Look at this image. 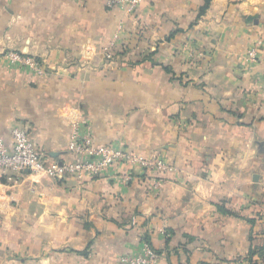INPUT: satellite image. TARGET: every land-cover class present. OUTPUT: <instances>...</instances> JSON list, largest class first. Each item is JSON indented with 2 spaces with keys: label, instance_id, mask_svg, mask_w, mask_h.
I'll return each instance as SVG.
<instances>
[{
  "label": "crops",
  "instance_id": "crops-1",
  "mask_svg": "<svg viewBox=\"0 0 264 264\" xmlns=\"http://www.w3.org/2000/svg\"><path fill=\"white\" fill-rule=\"evenodd\" d=\"M204 4L0 0L9 147L18 126L47 163L72 161L79 123L170 166L126 182L118 169L86 181L0 170V264H121L143 242L158 264H264V0H211L198 16Z\"/></svg>",
  "mask_w": 264,
  "mask_h": 264
},
{
  "label": "built area",
  "instance_id": "built-area-1",
  "mask_svg": "<svg viewBox=\"0 0 264 264\" xmlns=\"http://www.w3.org/2000/svg\"><path fill=\"white\" fill-rule=\"evenodd\" d=\"M143 0H106L109 7H120L128 14H134ZM118 36L116 35L115 38ZM116 40L104 49L108 59L113 58V49L117 48ZM12 64L26 67L34 76H45L46 70L42 62L33 56L9 51L6 54ZM248 60L257 62L256 46L248 51ZM79 123L74 124L69 142V151L74 158L62 163H47L36 145L29 138L26 129L14 127L12 130L13 143L11 147L0 137V170L4 172H29L44 174L54 178L71 176L78 181H86L107 174L110 169H118V180H132L133 172L138 166L149 170H169L170 166L158 155H143L120 144L95 143L90 134L81 131ZM121 264H158L159 254L148 243L143 242L134 254L120 257Z\"/></svg>",
  "mask_w": 264,
  "mask_h": 264
},
{
  "label": "trees",
  "instance_id": "trees-1",
  "mask_svg": "<svg viewBox=\"0 0 264 264\" xmlns=\"http://www.w3.org/2000/svg\"><path fill=\"white\" fill-rule=\"evenodd\" d=\"M210 2H211V0H205V4L201 7L198 16H201L202 14H204V13L206 12V10L208 9V7H209V5H210ZM254 253H255V250L252 249V250L250 251V254H254Z\"/></svg>",
  "mask_w": 264,
  "mask_h": 264
},
{
  "label": "rangeland",
  "instance_id": "rangeland-1",
  "mask_svg": "<svg viewBox=\"0 0 264 264\" xmlns=\"http://www.w3.org/2000/svg\"><path fill=\"white\" fill-rule=\"evenodd\" d=\"M46 74H47V73H46ZM46 74H45V75H46ZM37 77H38V76H37Z\"/></svg>",
  "mask_w": 264,
  "mask_h": 264
},
{
  "label": "water",
  "instance_id": "water-1",
  "mask_svg": "<svg viewBox=\"0 0 264 264\" xmlns=\"http://www.w3.org/2000/svg\"><path fill=\"white\" fill-rule=\"evenodd\" d=\"M250 19H252V17Z\"/></svg>",
  "mask_w": 264,
  "mask_h": 264
}]
</instances>
